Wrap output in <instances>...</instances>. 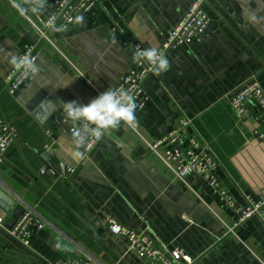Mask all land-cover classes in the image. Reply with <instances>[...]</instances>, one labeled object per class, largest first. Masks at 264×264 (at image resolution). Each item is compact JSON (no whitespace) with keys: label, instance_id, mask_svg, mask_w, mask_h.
Masks as SVG:
<instances>
[{"label":"crops","instance_id":"obj_1","mask_svg":"<svg viewBox=\"0 0 264 264\" xmlns=\"http://www.w3.org/2000/svg\"><path fill=\"white\" fill-rule=\"evenodd\" d=\"M190 3L98 0L62 31L44 27L55 0L27 16L0 0V115L18 133L0 164V195L10 208L0 213L32 211L45 224L29 246L0 230V264H149L128 251L112 223L181 250L190 264H264V219L239 223L202 179L179 180L149 151L186 120L188 137L218 161L222 188L240 204L260 197L262 116L254 104L238 115L229 97L252 79L264 88V0H209L206 33L166 54L169 70L146 81L137 123L108 129L88 155L82 146L83 159L70 155L73 122H62L63 104H87L116 86L133 64L130 45L160 48ZM31 45L40 71L11 96L9 61Z\"/></svg>","mask_w":264,"mask_h":264},{"label":"built area","instance_id":"obj_2","mask_svg":"<svg viewBox=\"0 0 264 264\" xmlns=\"http://www.w3.org/2000/svg\"><path fill=\"white\" fill-rule=\"evenodd\" d=\"M209 0H191L190 6L173 27L167 39L159 48L165 55L181 46H189L195 40L204 36L210 24V17L205 10V6ZM98 0H55V8L44 22L46 29L52 28L59 24L62 31L77 25L76 17H85L90 14L96 7ZM44 36V34L42 33ZM132 51L137 47L145 48L142 43H133L130 45ZM28 54L35 59L37 64L39 58V50L36 45L25 47L20 55ZM154 74L151 65L132 64L126 75L115 87L126 88L136 100L137 110L142 111L148 101L145 84L146 81ZM32 74L23 73L14 66L6 74L4 84L7 92L14 96L28 82ZM229 101L232 109L238 115L243 114L249 105H255L261 114L260 120L261 130L256 134L259 138L264 139V88L260 83L252 79L243 86L236 89L230 95ZM64 124L70 123L65 116L62 120ZM69 129L71 135L76 125ZM189 122L180 121L178 129L172 130L166 137L155 141L149 145L150 153L161 159L164 165L179 180H184L187 175L193 174L202 179L210 189L213 195L221 201V203L233 210L239 219V223H243L252 217L264 219V191L259 198L253 200L246 198L245 204L236 202L233 197L222 188L218 168L219 164L212 153L202 146L201 142L195 138H189L186 129ZM107 130H104L99 136H90L84 147V152L88 155L101 137ZM18 133L16 128L9 124L0 115V164L3 163L8 149L17 141ZM12 217L7 214L0 213V230L6 231L9 235L18 240L21 244L29 246L30 239L40 234L45 224L38 219L32 212H24L12 225L8 228ZM112 232L120 236L126 243L128 251L137 255L141 259L148 260L149 264H190V258L179 249H169L158 241L152 239L147 233H136L133 230L122 227L116 223H112ZM71 264H96L91 259L79 260Z\"/></svg>","mask_w":264,"mask_h":264},{"label":"clouds","instance_id":"obj_3","mask_svg":"<svg viewBox=\"0 0 264 264\" xmlns=\"http://www.w3.org/2000/svg\"><path fill=\"white\" fill-rule=\"evenodd\" d=\"M45 5L46 0H33L28 7L13 0L12 6L20 15L27 16L29 12L40 13ZM75 19L79 22L82 17L77 16ZM53 30L58 29L53 26ZM130 58L134 64L151 65L156 74L165 73L170 67L167 56L157 47H137ZM9 62L23 73L35 74L40 71L34 57L28 54L14 55ZM63 107L66 117L76 125L71 134L69 149L73 159L84 158L80 149L90 136H99L104 130L117 128L121 124L132 126L137 123L138 105L135 97L124 87H108L87 104L71 101L64 103Z\"/></svg>","mask_w":264,"mask_h":264},{"label":"water","instance_id":"obj_4","mask_svg":"<svg viewBox=\"0 0 264 264\" xmlns=\"http://www.w3.org/2000/svg\"><path fill=\"white\" fill-rule=\"evenodd\" d=\"M4 200L5 198L0 195V209H2V211L6 212V213H9L10 212V208L6 205H4ZM23 214V210L19 209L17 211H15L13 213V216H12V220L11 222L9 223L8 225V228L12 227V225L14 224V222Z\"/></svg>","mask_w":264,"mask_h":264}]
</instances>
